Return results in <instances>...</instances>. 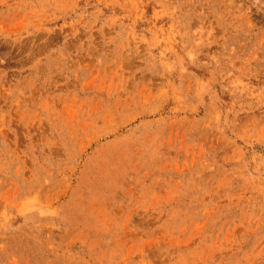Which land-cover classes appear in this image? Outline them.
<instances>
[{
    "label": "rangeland",
    "instance_id": "obj_1",
    "mask_svg": "<svg viewBox=\"0 0 264 264\" xmlns=\"http://www.w3.org/2000/svg\"><path fill=\"white\" fill-rule=\"evenodd\" d=\"M0 264H264V0H0Z\"/></svg>",
    "mask_w": 264,
    "mask_h": 264
}]
</instances>
